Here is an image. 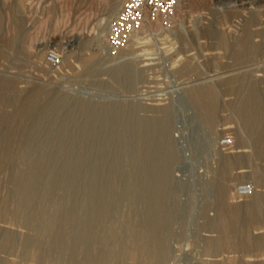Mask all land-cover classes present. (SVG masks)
I'll return each instance as SVG.
<instances>
[{
	"label": "rangeland",
	"instance_id": "obj_1",
	"mask_svg": "<svg viewBox=\"0 0 264 264\" xmlns=\"http://www.w3.org/2000/svg\"><path fill=\"white\" fill-rule=\"evenodd\" d=\"M213 1L178 0L172 27L145 25L128 46L110 55L99 26L106 21L102 30L107 34L115 15L110 13L122 0H0V81L14 96L11 103H0V209L7 198L13 213L5 221L0 216V242L4 233L11 236L9 245H0V264H38L26 256L27 242L30 251L45 255L41 264H99L100 254L115 262L143 231L158 198L169 249L164 264H264V245L252 248L249 238L264 237V228H235L218 251L206 250L217 236L203 223L215 214L218 183L226 185L228 202L240 200L244 197L235 195L234 186L251 184L252 168L264 163V155L252 156L253 148L240 145L230 106L234 95L217 78L246 74L264 92V55L235 59L203 33L215 29L227 41L240 33V17L233 11L222 10L213 21ZM15 31L18 40L8 44ZM48 49L60 53L58 68L46 63ZM124 63L133 67L131 79L115 82L114 69ZM208 78L213 80L199 85L214 83L219 91L212 128L186 97L177 104L179 95L197 85L181 88L179 83ZM34 91L40 93L31 116L19 115V96ZM98 104H106V111L93 110ZM167 106L170 181L158 191L152 156L142 152L143 121ZM21 130L26 132L22 139ZM226 136L232 145L220 144ZM223 154L235 160L225 176L219 165ZM32 171L22 206L20 186ZM206 200L210 206L203 210ZM120 263L133 261L123 256Z\"/></svg>",
	"mask_w": 264,
	"mask_h": 264
},
{
	"label": "bare ground",
	"instance_id": "obj_2",
	"mask_svg": "<svg viewBox=\"0 0 264 264\" xmlns=\"http://www.w3.org/2000/svg\"><path fill=\"white\" fill-rule=\"evenodd\" d=\"M230 1L231 0H214L211 2L209 12L214 21L216 19L214 15L217 13L220 14V11L227 10V12L225 11L224 13L233 11L240 17L237 22L240 24L239 36L235 37L232 41H227L223 37V33L215 29L207 28L203 33L215 37L217 47L220 48L225 55H232L235 59L264 55V0H233L232 2L234 3L231 7L226 6ZM115 12L116 9H113V12L110 13L111 17ZM104 22L106 21H103L99 26V36L102 35L103 43L104 40L106 42V31L104 33V28L102 30V26L105 25ZM221 23L225 24L226 21H221ZM13 24L15 27L19 26L20 20L18 17L14 18ZM108 28L109 22L107 23V31ZM18 37V33L15 31L12 35L7 37L5 41L13 45L18 40ZM256 37L260 38V40L257 41L255 39ZM71 40L72 39H68L66 46L71 44ZM137 56L140 57V55ZM118 66L119 67L114 69L115 72H113L112 75L114 76L115 73L114 81L123 82L127 79L130 81L133 67L125 63ZM183 68L184 66L179 70L181 71ZM217 78H219L220 84L226 85L228 92L234 95L230 106L234 117L239 123L240 128L238 134L240 145L253 148L252 156L264 155V92L259 90L257 85L253 82V79L251 77L249 78V75L247 76L246 74L230 76L220 75ZM245 78L250 80L242 83L241 81ZM209 80H213V78L196 82L190 80L179 83L182 86L181 88L197 85L186 89L184 93H182L183 96L181 92H179L181 95L178 96L179 101L177 104H183L182 102H184V100L182 101V99L186 97L191 103L196 116L200 117L209 128H212L216 122L217 112L219 110V91L215 86L216 84L213 82L211 85H199V83ZM237 82L238 85H235ZM4 83L5 81H0V103H11L14 100V96H10L9 91L11 90H7ZM12 91L15 96H18L15 90ZM39 93V91H34L28 95L19 96L18 99L21 101L19 115L26 116L27 118L31 116V110L36 107ZM107 107L106 104H98L93 106V110H100L102 112L106 111ZM170 114L171 109L168 106L162 107L158 110L157 114L143 121L145 127V146L142 152L145 155L152 156L151 163L156 170V176L152 180L158 191L161 190L164 184L170 181L167 165V159L169 155L172 154V144L168 136L170 125H172L170 124ZM25 133V130H21L20 133L17 132L20 139L25 136ZM234 161L232 156L227 154L220 156L219 165H221L222 162L224 166L222 171L219 170L220 174L225 176L228 169L234 167ZM219 167L221 168V166ZM251 174V192L242 196L244 198L235 200V202H228L226 200V185L223 182L218 183L216 200L213 207L215 214L203 223L204 230L216 231L217 236L214 239L208 240L206 243V250L213 251L214 253L218 251L219 247L223 244L224 238L235 228H239L243 231L252 230L254 228H264V192H260L257 189L258 186L264 188V163L252 168ZM34 175L35 173L33 171L28 173L25 176V181H23L20 186L21 195L19 203L22 206H25L26 200L24 196L28 191ZM7 202L8 199L6 198L4 207L0 209V216L4 221L12 219L13 217L12 211H10L9 207H6ZM209 206L210 202L206 200L202 208L206 210ZM162 211L163 207L160 203V198H158L154 202L153 213L146 219L143 231L130 240V245L119 253L115 262L110 263L108 261V256L100 254L99 264H121L120 259L123 256L130 258L133 261L132 264H136L139 261H142L144 264H164L169 254V249L165 240L164 229L166 223ZM31 216L30 209H27L26 217L31 218ZM4 234L0 242L1 246H7L11 241L10 233ZM249 238L252 248L264 245V237L261 235L249 236ZM244 243H246L245 245L247 246L248 243L246 240ZM29 244L30 243L27 242L25 245L26 256L32 258L38 264H41L45 255L39 250L30 251L28 247Z\"/></svg>",
	"mask_w": 264,
	"mask_h": 264
},
{
	"label": "built area",
	"instance_id": "obj_3",
	"mask_svg": "<svg viewBox=\"0 0 264 264\" xmlns=\"http://www.w3.org/2000/svg\"><path fill=\"white\" fill-rule=\"evenodd\" d=\"M177 5L178 0H122L106 34L107 52L116 55L129 45L144 25H149L151 29L172 27ZM45 61L54 68H58L62 63L60 53L54 49L45 52ZM232 143L229 136L220 140L223 146H230ZM251 190L252 186L248 182H240L234 186V193L238 197L249 194Z\"/></svg>",
	"mask_w": 264,
	"mask_h": 264
}]
</instances>
